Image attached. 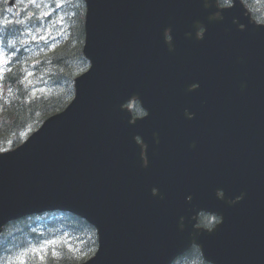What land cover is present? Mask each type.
<instances>
[{
    "label": "water",
    "instance_id": "water-1",
    "mask_svg": "<svg viewBox=\"0 0 264 264\" xmlns=\"http://www.w3.org/2000/svg\"><path fill=\"white\" fill-rule=\"evenodd\" d=\"M85 2L90 68L75 79L67 110L16 152L0 154V227L61 209L96 227L98 249L82 264H170L191 244L211 264H264L255 245L264 234V27L249 24L239 2L227 9L216 0ZM166 30L173 48L194 43L190 60L165 53ZM205 68L201 98L227 105L219 111L229 115L254 103L260 125L236 123L228 159L197 149L187 170L196 175L192 183L181 178L180 153L190 143L180 114L192 96L178 94L182 81ZM130 100L150 114L131 122ZM206 206L221 219L211 231L194 227Z\"/></svg>",
    "mask_w": 264,
    "mask_h": 264
},
{
    "label": "trees",
    "instance_id": "trees-1",
    "mask_svg": "<svg viewBox=\"0 0 264 264\" xmlns=\"http://www.w3.org/2000/svg\"><path fill=\"white\" fill-rule=\"evenodd\" d=\"M5 23L4 15L0 13V32L3 31ZM82 38V21L71 22L70 41L60 46L49 58L39 61L43 64L44 73H48L50 78L45 83L47 90L44 93L41 92L38 97H30L29 92L22 88L20 77L11 76L9 83L11 87L7 88L11 91L13 100L1 105L0 149L5 148L11 142H18L19 134L22 131L34 130L45 118L62 110L69 102L72 97L73 78L84 70L86 65L80 54ZM60 217V219L51 218L48 223L63 235V241L56 244L53 252L44 258L28 257L24 263L17 264H78L92 255L96 247L94 230L75 216L65 214ZM23 222L24 220H20L7 225L1 237L3 238L2 242L11 241L14 235L26 236L29 224ZM11 246L8 245L7 248ZM14 247L15 249H24L25 245H15ZM1 256L0 245V258ZM174 264L207 263L200 259L194 248H191Z\"/></svg>",
    "mask_w": 264,
    "mask_h": 264
},
{
    "label": "rangeland",
    "instance_id": "rangeland-1",
    "mask_svg": "<svg viewBox=\"0 0 264 264\" xmlns=\"http://www.w3.org/2000/svg\"><path fill=\"white\" fill-rule=\"evenodd\" d=\"M40 5H44L45 4V0H36ZM25 235V234H24Z\"/></svg>",
    "mask_w": 264,
    "mask_h": 264
}]
</instances>
